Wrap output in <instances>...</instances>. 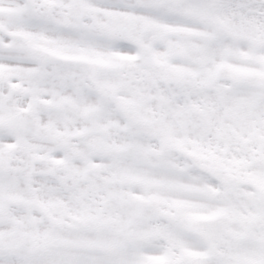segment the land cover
I'll use <instances>...</instances> for the list:
<instances>
[{"label":"snow or ice","instance_id":"6c2138e0","mask_svg":"<svg viewBox=\"0 0 264 264\" xmlns=\"http://www.w3.org/2000/svg\"><path fill=\"white\" fill-rule=\"evenodd\" d=\"M0 264H264V0H0Z\"/></svg>","mask_w":264,"mask_h":264}]
</instances>
